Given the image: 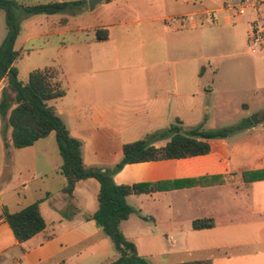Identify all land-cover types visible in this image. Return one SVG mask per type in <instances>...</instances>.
Instances as JSON below:
<instances>
[{
    "label": "crops",
    "instance_id": "1",
    "mask_svg": "<svg viewBox=\"0 0 264 264\" xmlns=\"http://www.w3.org/2000/svg\"><path fill=\"white\" fill-rule=\"evenodd\" d=\"M237 3L238 0H102L94 10L101 6L110 13L107 19L99 16L96 23L62 33L73 32V36L65 44L60 43V52L64 50L66 57L51 66L62 70L66 96L50 105L71 135L82 142L87 167L113 168L121 162L125 144L165 130L178 120L183 129L192 125L187 120V104L196 95L194 78L202 77L208 69L200 63L204 47L227 44L236 55L248 42L256 15L250 12L234 18L229 6ZM84 9L83 14L87 12ZM207 10L216 12L215 25L203 23L193 29L177 30L169 24L171 18L187 14L201 18ZM122 13L136 19L127 21L121 18ZM128 25H145L139 35L151 41L149 49L118 45V40L129 39V33L114 31ZM101 29H108L109 38L99 42L97 31ZM141 43H145L143 38ZM125 54L134 62L123 65ZM162 54L166 71L159 61ZM187 59L190 64L186 66ZM262 62L264 50L257 64L261 66ZM260 66L255 72L262 78ZM193 127L197 126L190 128ZM245 130H254V124ZM228 138L209 140L210 152L206 155L127 164L114 175L115 184L120 186L222 177L213 186L129 196L127 201L135 212L122 222L121 230L136 244L141 256L147 258L144 249L158 244H176L185 239L201 245L240 228L255 233L248 243L264 247V180L246 182L243 176L245 172L264 170L259 164L261 156L254 145H231ZM168 142L169 139L158 140L154 146L161 148ZM244 161L253 163L245 168ZM62 164L55 133L31 147L16 149L11 141L5 146V159L0 163V264H111L117 260L113 242L89 218L98 209L99 182L81 181L68 197L62 192L66 183ZM36 202H40L46 228L21 243L5 213H17ZM245 203L252 218L237 219L235 205L243 211ZM204 218H212L215 226L194 230L193 221Z\"/></svg>",
    "mask_w": 264,
    "mask_h": 264
},
{
    "label": "trees",
    "instance_id": "2",
    "mask_svg": "<svg viewBox=\"0 0 264 264\" xmlns=\"http://www.w3.org/2000/svg\"><path fill=\"white\" fill-rule=\"evenodd\" d=\"M86 4V0H56L36 5H25L17 0H0V10L6 13L7 27L6 37L0 45V85L5 82L1 92L0 117L7 121L11 130L10 141L16 149L31 147L55 133L63 160L61 174L66 179L62 192L66 196L72 197L81 181L95 179L99 182L98 209L89 218L97 223L114 244L118 258L111 264H152L148 258L139 254L136 244L121 230L122 222L128 220L135 212L127 198L190 186H213L222 177L120 186L115 184L114 175L127 164L206 155L210 152L209 140L228 138L248 126H253V122L246 120L235 126L209 130L200 125L183 131L179 126L182 122L178 120L165 130L125 144L123 158L113 168L87 167L83 160L82 142L71 135L55 107L50 105V102L66 96L61 81L62 70L58 66L34 70L29 73L26 81H21L16 63L23 57V52L15 47L24 19L36 15H77ZM63 22L67 23V19H63ZM108 38V29L97 31L99 42ZM162 139H169L166 146L155 147L154 143ZM243 176L246 182L261 181L264 180V170L245 172ZM5 218L21 243L46 228V222L40 212V202L17 213L6 212ZM214 226L212 218L196 219L192 223L194 230L210 229ZM181 264H211V260Z\"/></svg>",
    "mask_w": 264,
    "mask_h": 264
},
{
    "label": "rangeland",
    "instance_id": "3",
    "mask_svg": "<svg viewBox=\"0 0 264 264\" xmlns=\"http://www.w3.org/2000/svg\"><path fill=\"white\" fill-rule=\"evenodd\" d=\"M17 1L25 5H36L56 0ZM84 10H87L85 14L36 15L23 20L20 36L15 46L23 52V57L16 63L21 81H26L29 73L34 70L60 64L62 56L66 57V54H63L64 50L60 52V43L65 44L73 36V32L67 35L62 34L63 32L66 33L78 26V28H83L88 24L96 23L99 16L105 20L110 15V13H105L101 6L91 11L89 5L86 4ZM120 15L127 21L136 19L127 13ZM63 19H67V23H64ZM144 26L128 25L117 28L115 33L119 31L129 33V39L122 42L118 40V45L121 46L124 43L129 48H139L141 51L149 49L151 41L139 35L142 31L141 27ZM6 34V13L0 10V42ZM35 36L38 37L35 38ZM142 38L144 44L141 43ZM233 50L227 44H221L212 49L204 47L200 63L208 69L202 77L194 78L193 88L196 95L189 98L188 101L192 103L187 104V120L193 123L192 125L187 124L183 131H188L191 126L202 125L204 129L209 130L235 126L243 120L256 121L257 124L253 123L254 130L238 131L228 138V141L231 145L242 146L246 143L254 145L255 151L261 156L259 164L264 166V62L261 66L257 64L260 53L257 55L251 53L249 41L244 48L237 51L236 55H232ZM165 60L162 54L159 61L163 62L164 71L167 70ZM121 62L125 65L134 61L125 54ZM146 62H149V57H146ZM189 64V59H187L185 65ZM256 66L262 68V78L255 72ZM190 78L191 76L188 80H191ZM166 79H171V77L167 76ZM4 83L0 85V91ZM9 136L10 128L7 121L0 117V163L5 159V146L10 145ZM252 163V161H244L242 167L248 168L246 166H251ZM235 190L237 192V188ZM240 195L243 197L241 192ZM247 209L246 203L243 211L235 205V213L239 214L236 218L245 216L251 219V212ZM253 234L255 235L252 231L240 228L228 232L220 239H210L201 245L198 242H189L184 239L183 242L176 244H165V246L158 244L144 250L148 252L147 258L152 264H181L208 259H211L212 264H264V247L248 243Z\"/></svg>",
    "mask_w": 264,
    "mask_h": 264
},
{
    "label": "built area",
    "instance_id": "4",
    "mask_svg": "<svg viewBox=\"0 0 264 264\" xmlns=\"http://www.w3.org/2000/svg\"><path fill=\"white\" fill-rule=\"evenodd\" d=\"M232 16L239 18L254 13L255 19L251 24L248 34L249 47L252 54L257 55L264 50V0H238L236 5H230ZM217 22L216 12L213 10L205 11L199 18L196 14H187L173 17L169 24L177 30L193 29L201 24L215 25Z\"/></svg>",
    "mask_w": 264,
    "mask_h": 264
},
{
    "label": "water",
    "instance_id": "5",
    "mask_svg": "<svg viewBox=\"0 0 264 264\" xmlns=\"http://www.w3.org/2000/svg\"><path fill=\"white\" fill-rule=\"evenodd\" d=\"M102 0H88L90 10H94V8L99 4ZM254 124H257L256 121H252Z\"/></svg>",
    "mask_w": 264,
    "mask_h": 264
}]
</instances>
